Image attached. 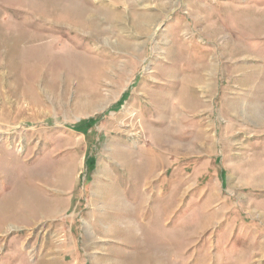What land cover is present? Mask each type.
Returning a JSON list of instances; mask_svg holds the SVG:
<instances>
[{"label": "rangeland", "instance_id": "1", "mask_svg": "<svg viewBox=\"0 0 264 264\" xmlns=\"http://www.w3.org/2000/svg\"><path fill=\"white\" fill-rule=\"evenodd\" d=\"M0 264H264V0H0Z\"/></svg>", "mask_w": 264, "mask_h": 264}]
</instances>
